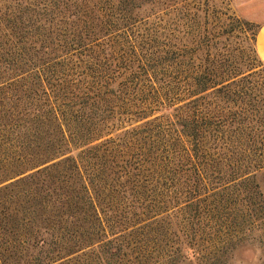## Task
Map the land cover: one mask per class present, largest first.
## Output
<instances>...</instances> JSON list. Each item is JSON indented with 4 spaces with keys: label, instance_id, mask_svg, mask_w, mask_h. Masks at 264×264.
Segmentation results:
<instances>
[{
    "label": "trees",
    "instance_id": "trees-1",
    "mask_svg": "<svg viewBox=\"0 0 264 264\" xmlns=\"http://www.w3.org/2000/svg\"><path fill=\"white\" fill-rule=\"evenodd\" d=\"M136 1L65 0L102 36L36 59L0 0V264L198 262L264 221V73H188L169 44L134 65Z\"/></svg>",
    "mask_w": 264,
    "mask_h": 264
},
{
    "label": "rangeland",
    "instance_id": "rangeland-1",
    "mask_svg": "<svg viewBox=\"0 0 264 264\" xmlns=\"http://www.w3.org/2000/svg\"><path fill=\"white\" fill-rule=\"evenodd\" d=\"M64 2L11 0L16 13L27 10L29 24L23 25L37 45L30 49L37 53L36 59L51 58L102 36L98 31L105 25L101 19L89 15L84 8H78L74 15L64 9ZM133 15L128 27L123 24L119 29L129 32L134 65H150L151 56L164 52L169 44L176 60L182 62L175 68L188 73L215 68L218 79L245 77L244 84L262 80L264 67L259 66L255 50L257 32L264 20V0H154L134 9ZM154 79L162 85V70ZM144 83V95L150 102L151 80ZM257 181L264 191V172L259 173ZM199 246L205 257L185 264H264V221L244 243Z\"/></svg>",
    "mask_w": 264,
    "mask_h": 264
},
{
    "label": "crops",
    "instance_id": "crops-1",
    "mask_svg": "<svg viewBox=\"0 0 264 264\" xmlns=\"http://www.w3.org/2000/svg\"><path fill=\"white\" fill-rule=\"evenodd\" d=\"M256 49L264 62V20L261 22L256 36Z\"/></svg>",
    "mask_w": 264,
    "mask_h": 264
}]
</instances>
